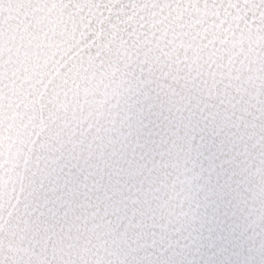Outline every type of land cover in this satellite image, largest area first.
Returning <instances> with one entry per match:
<instances>
[{"label":"snow or ice","instance_id":"obj_1","mask_svg":"<svg viewBox=\"0 0 264 264\" xmlns=\"http://www.w3.org/2000/svg\"><path fill=\"white\" fill-rule=\"evenodd\" d=\"M0 264H264V0H0Z\"/></svg>","mask_w":264,"mask_h":264}]
</instances>
